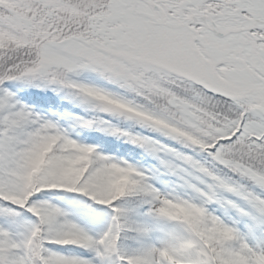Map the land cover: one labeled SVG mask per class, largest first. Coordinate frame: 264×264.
Segmentation results:
<instances>
[{
    "label": "snow or ice",
    "instance_id": "1",
    "mask_svg": "<svg viewBox=\"0 0 264 264\" xmlns=\"http://www.w3.org/2000/svg\"><path fill=\"white\" fill-rule=\"evenodd\" d=\"M0 264H264V0H0Z\"/></svg>",
    "mask_w": 264,
    "mask_h": 264
}]
</instances>
